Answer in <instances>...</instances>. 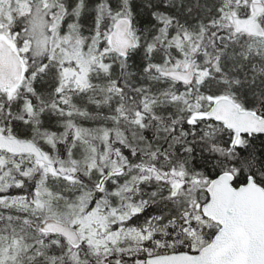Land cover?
Returning a JSON list of instances; mask_svg holds the SVG:
<instances>
[{"label":"snow or ice","instance_id":"snow-or-ice-1","mask_svg":"<svg viewBox=\"0 0 264 264\" xmlns=\"http://www.w3.org/2000/svg\"><path fill=\"white\" fill-rule=\"evenodd\" d=\"M0 264H264V0H0Z\"/></svg>","mask_w":264,"mask_h":264}]
</instances>
